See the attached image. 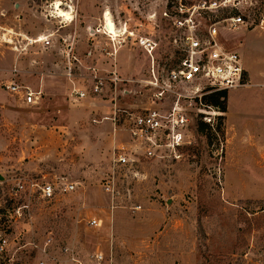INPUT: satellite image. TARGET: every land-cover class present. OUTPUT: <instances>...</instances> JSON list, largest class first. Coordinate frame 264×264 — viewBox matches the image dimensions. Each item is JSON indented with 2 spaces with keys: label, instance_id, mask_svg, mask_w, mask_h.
Returning <instances> with one entry per match:
<instances>
[{
  "label": "rangeland",
  "instance_id": "obj_1",
  "mask_svg": "<svg viewBox=\"0 0 264 264\" xmlns=\"http://www.w3.org/2000/svg\"><path fill=\"white\" fill-rule=\"evenodd\" d=\"M166 1L0 0L2 72L10 78L18 65L19 82L34 90L44 82L40 103L27 106L0 80V177L78 183L55 200H32L31 217L8 226L10 253L0 264H37L49 238V264H73V256L85 264H264V0L250 11L252 26L228 35L232 48L243 39L256 79L247 73L248 86L228 92L227 112L211 124L194 115L179 159H143L130 171L113 159L130 148L131 118L152 106V66L164 75L182 57L162 16ZM39 37L46 40L30 43ZM146 39L156 43L152 55ZM68 55L87 92L81 100L62 78L63 95H51L52 71H64ZM95 73L106 78L99 94Z\"/></svg>",
  "mask_w": 264,
  "mask_h": 264
},
{
  "label": "built area",
  "instance_id": "obj_2",
  "mask_svg": "<svg viewBox=\"0 0 264 264\" xmlns=\"http://www.w3.org/2000/svg\"><path fill=\"white\" fill-rule=\"evenodd\" d=\"M258 8L257 0H167L162 16L169 20L176 31L175 43L179 44L182 57L178 65L160 75L152 66L149 85L152 87V106L131 118L129 122L130 148L120 150L113 159L130 171L142 160L165 162L179 159L181 151L192 143L193 117L201 116L212 123L220 111L206 103L207 96L221 91L247 87V71L241 54L230 47L229 34L252 26L250 11ZM147 51L152 55L156 43L146 39ZM68 76H73L74 64L67 57ZM79 61L77 58H73ZM96 70L94 69L93 72ZM17 73V69H14ZM15 76V75H14ZM93 93L103 92L106 78L95 73ZM117 83L114 72L109 78ZM7 92L27 106L40 103L43 92L21 84L14 77L4 85ZM76 100L86 98L87 92L75 88L70 96ZM2 178V179H1ZM78 183L69 178L48 181L46 177L21 176L10 181L0 177V262L10 253L7 229L11 223L27 221L31 217L32 200H55L77 190ZM110 190V187H108ZM95 227L100 222H91ZM51 238L42 249L43 257L37 264H49L48 251ZM66 254L69 249L63 250ZM99 263L105 260L102 253L94 256ZM73 264H85L72 257Z\"/></svg>",
  "mask_w": 264,
  "mask_h": 264
},
{
  "label": "crops",
  "instance_id": "obj_3",
  "mask_svg": "<svg viewBox=\"0 0 264 264\" xmlns=\"http://www.w3.org/2000/svg\"><path fill=\"white\" fill-rule=\"evenodd\" d=\"M243 39L241 38V41L239 40V44L236 45V49L242 56V59H243V63H244V66H245V69L247 71V73L249 74V77H250V82H252V80L254 81L256 78L254 77V68H253V65L247 60V57H246V47L244 48V42H242ZM244 48V49H243ZM67 59L66 58V62H64V71H58L57 69H53L52 71V74H51V89H55V91H51V95L53 96H57V95H63V93H61L62 91H59V89H62L64 86H63V83H60L58 82V80L60 78H62L63 80H65V85L67 87V95H69V90L72 89V87L74 88H78L77 85L74 83V76H68V71H67ZM0 63H1V58H0ZM1 66V64H0ZM21 68V67H20ZM14 69H17V73H14ZM2 67H0V80H6L8 82H10V80H12L14 77H16V80L19 81V75L21 74L22 72V69L20 70L18 65L15 66L11 72H10V78L8 77V74L6 73H3L2 72ZM15 75V76H14ZM252 79V80H251ZM7 82V83H8ZM5 83V85L7 84ZM21 84H23L21 81H20ZM43 84L44 82H41V87L39 90H41L43 92ZM25 85V84H24ZM28 86V85H27ZM31 87V86H30ZM80 89V88H78ZM71 93V92H70ZM5 97L4 99H2V97L0 96V104L5 101Z\"/></svg>",
  "mask_w": 264,
  "mask_h": 264
},
{
  "label": "trees",
  "instance_id": "obj_4",
  "mask_svg": "<svg viewBox=\"0 0 264 264\" xmlns=\"http://www.w3.org/2000/svg\"><path fill=\"white\" fill-rule=\"evenodd\" d=\"M206 103L212 105L213 107L217 108L220 112H227L228 106V92L221 91L213 93L206 97ZM208 127V125L204 122L199 123V129L202 131Z\"/></svg>",
  "mask_w": 264,
  "mask_h": 264
},
{
  "label": "bare ground",
  "instance_id": "obj_5",
  "mask_svg": "<svg viewBox=\"0 0 264 264\" xmlns=\"http://www.w3.org/2000/svg\"><path fill=\"white\" fill-rule=\"evenodd\" d=\"M60 16L61 17H64V18H68V14H60ZM111 23H109V25L107 26V28H108V31H109V29H111ZM105 30H106V28H105ZM46 40V38L44 37H39V38H36V39H34V40H31L30 41V43H32V44H40V43H43V41H45Z\"/></svg>",
  "mask_w": 264,
  "mask_h": 264
},
{
  "label": "water",
  "instance_id": "obj_6",
  "mask_svg": "<svg viewBox=\"0 0 264 264\" xmlns=\"http://www.w3.org/2000/svg\"><path fill=\"white\" fill-rule=\"evenodd\" d=\"M2 179V178H1Z\"/></svg>",
  "mask_w": 264,
  "mask_h": 264
}]
</instances>
